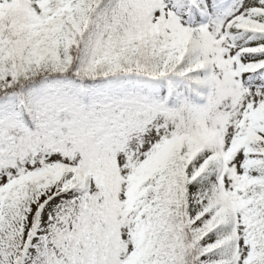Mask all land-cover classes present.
Segmentation results:
<instances>
[{
  "label": "snow or ice",
  "instance_id": "6c2138e0",
  "mask_svg": "<svg viewBox=\"0 0 264 264\" xmlns=\"http://www.w3.org/2000/svg\"><path fill=\"white\" fill-rule=\"evenodd\" d=\"M0 264H264V0H0Z\"/></svg>",
  "mask_w": 264,
  "mask_h": 264
}]
</instances>
